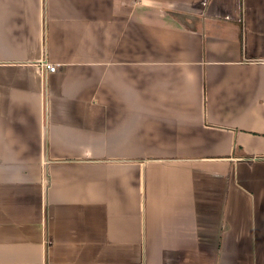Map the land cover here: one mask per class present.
<instances>
[{
  "label": "crops",
  "instance_id": "obj_1",
  "mask_svg": "<svg viewBox=\"0 0 264 264\" xmlns=\"http://www.w3.org/2000/svg\"><path fill=\"white\" fill-rule=\"evenodd\" d=\"M0 264H264V0H0Z\"/></svg>",
  "mask_w": 264,
  "mask_h": 264
},
{
  "label": "built area",
  "instance_id": "obj_2",
  "mask_svg": "<svg viewBox=\"0 0 264 264\" xmlns=\"http://www.w3.org/2000/svg\"><path fill=\"white\" fill-rule=\"evenodd\" d=\"M43 66L46 70H48L50 72H53L55 70V65L51 62L46 61L43 63Z\"/></svg>",
  "mask_w": 264,
  "mask_h": 264
}]
</instances>
